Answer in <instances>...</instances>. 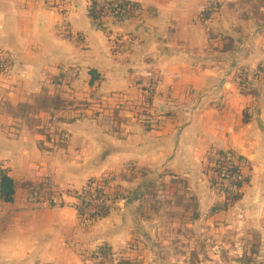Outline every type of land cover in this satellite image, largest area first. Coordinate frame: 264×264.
<instances>
[{"label":"crops","instance_id":"1","mask_svg":"<svg viewBox=\"0 0 264 264\" xmlns=\"http://www.w3.org/2000/svg\"><path fill=\"white\" fill-rule=\"evenodd\" d=\"M125 1L139 11L98 26L92 0H0V163L17 182L0 264H236L229 230L263 229L264 2L220 0L205 18L210 0ZM108 31L135 41L115 50ZM45 92L63 103L29 125L15 109ZM221 154L247 179L230 207L211 185ZM92 179L122 194L95 220L72 194ZM45 182L68 204L40 206L29 186Z\"/></svg>","mask_w":264,"mask_h":264},{"label":"rangeland","instance_id":"2","mask_svg":"<svg viewBox=\"0 0 264 264\" xmlns=\"http://www.w3.org/2000/svg\"><path fill=\"white\" fill-rule=\"evenodd\" d=\"M253 1V0H251ZM264 1L263 0H257L255 3L254 2H249V4H262ZM261 68L264 70V67L261 66ZM261 79L260 81H262V79H264V72L261 73ZM243 75V74H242ZM240 75L239 78L241 79L240 81H242L243 77ZM248 80V79H247ZM247 83V81H245ZM249 84V83H248ZM246 84V85H248ZM56 96V95H55ZM65 101V100H64ZM66 102V101H65ZM55 103H51L50 107H45L42 106V104L40 103H33V107H42V108H48L46 109L50 111L51 115H56V108L54 107ZM16 108L15 111H17L19 114H23L25 116V121L26 123H28L29 125L34 124V117L33 115H35L33 113L34 108ZM54 107V108H53ZM39 113V112H38ZM37 113V114H38ZM31 115V116H30ZM239 170V169H238ZM239 172V171H238ZM241 173V172H239ZM214 171L213 168H211V185H213L217 190H219L220 192H222L224 194V202L223 205H228L230 207V205H232L233 203H235L240 197H241V188H238L235 185H231L229 183V181L226 179H222L219 182H213V177H214ZM242 175L241 179H244L243 184L246 179V177ZM233 183V182H232ZM242 184V186H243ZM62 192L64 193L65 190L63 191H58L56 189L52 190L50 188H45L43 190L40 191V193H38V195H36L38 197V201L40 202V206L42 207H46V206H50L51 204L49 203V201L53 198V200L55 198H61L62 201H58L56 202L57 206H65L68 203L66 202V198L63 197ZM73 196L75 195V193H72ZM35 200V199H34ZM39 204V203H38ZM74 204V201H73ZM0 208L2 209V211H4V214L6 215L9 211L7 210V208L5 207L4 204H2L1 200H0ZM262 223L260 224V226L258 228L256 227H251V228H243L242 230L236 232L235 235V230L231 229L229 230L228 234H227V238L229 239V248L228 249H236V251L233 250H224L222 251V255L223 258H226L227 260L232 259L235 260L236 264H264V226L263 229L262 227ZM239 245V246H238ZM226 251V252H225Z\"/></svg>","mask_w":264,"mask_h":264},{"label":"trees","instance_id":"3","mask_svg":"<svg viewBox=\"0 0 264 264\" xmlns=\"http://www.w3.org/2000/svg\"><path fill=\"white\" fill-rule=\"evenodd\" d=\"M120 2V5L122 6H126L129 5L130 3L128 1L125 0H117ZM88 14L90 16V18L92 19V21L97 24L98 26H101V22L99 21V13L96 9V4L92 3L88 9ZM210 15V13H204L203 17L207 18ZM128 16V15H127ZM231 46L227 45L225 47V50L230 49ZM264 70L261 68V66H259L257 68V70L253 73V77L261 79V76ZM244 76V75H242ZM61 78V76H55L53 78V82L58 83L59 79ZM96 77L93 76L92 81L95 79ZM248 79V76H244L241 83H245V81ZM157 78L155 77H151L150 79H148V84L147 86L143 87L144 93H143V97L146 101L150 102L155 94V89L157 86ZM91 81V82H92ZM249 81V80H247ZM151 88V90H149ZM257 91H254L253 93H256ZM35 103H40L42 104V106L45 107H50L51 103H55V108L58 109L60 104L63 103L62 99L60 98V96L58 94L55 95H49L48 93H42L41 95H39L38 97L35 98ZM33 105H29V104H21L20 108H32ZM53 107V108H54ZM33 113L37 114L38 112H40L43 108L42 107H33ZM47 109V108H45ZM211 161L214 162V166H213V171H214V177H213V182H219L222 179H227L229 181V183L231 185H235L238 188L242 187L243 181L244 179H240L237 181H233L231 180V175L227 176H223L222 173L224 170H226L227 172H238V166H236V164H234L232 158L230 156H228L227 154H221L220 157L215 158V159H211ZM247 179H245L246 181ZM98 180L97 179H92L90 180L87 185L88 186H92L94 183H96ZM233 182V183H232ZM50 187V183L49 182H45L43 183H36V184H32L29 186V190H30V195L34 196V195H38V193H40L41 190H43L44 188ZM16 190H17V182L14 179L13 176L10 175L9 173V169L4 167L2 163H0V200L2 202V204L4 203H11L13 202L15 195H16ZM81 190H76L75 196H78ZM117 195L121 197V193H119V191H116ZM79 197V196H78ZM116 202V201H115ZM51 205H53V203H51ZM226 205V204H225ZM224 205V206H225ZM116 206V204H113L112 207ZM195 203L193 202V204L190 207H195ZM112 207H107L105 213L103 214L104 216L108 215L110 210L112 209ZM188 209V207H187ZM79 211V210H78ZM80 215H85V212L79 211ZM88 217V216H87ZM9 218V217H8ZM8 218H0V228H4L8 222ZM89 218V217H88ZM89 220H95L92 219L91 217L89 218ZM107 249H102L101 250V256H106L107 255Z\"/></svg>","mask_w":264,"mask_h":264},{"label":"built area","instance_id":"4","mask_svg":"<svg viewBox=\"0 0 264 264\" xmlns=\"http://www.w3.org/2000/svg\"><path fill=\"white\" fill-rule=\"evenodd\" d=\"M96 4V9L99 13V21L101 26H103V21L106 19L118 17L123 18L131 13H136L139 11V7L135 4H129L127 7L120 5L117 0H92L91 4ZM220 0H210L202 5L201 12L210 13V15L217 13L220 9ZM109 39L112 42V48L119 50L123 47L125 41H135L131 34L126 33L124 35H119L112 31H108ZM11 66V57L4 52L0 51V75L5 74ZM152 76V73H148ZM151 90V88L149 89ZM223 176L231 175V180L237 181L242 178L239 172H227L226 170L222 173ZM79 196V197H78ZM78 196H75V201L73 206L77 210L85 212L86 217H91L92 219H99L104 217V213L107 207H112L113 204L117 203L120 196L117 195L116 191H109L106 189L105 181L99 180L92 186L86 185L81 189ZM116 201V202H115Z\"/></svg>","mask_w":264,"mask_h":264}]
</instances>
